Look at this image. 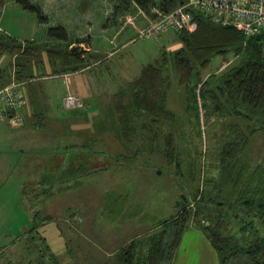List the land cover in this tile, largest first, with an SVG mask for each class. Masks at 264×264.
<instances>
[{
	"label": "rangeland",
	"instance_id": "obj_1",
	"mask_svg": "<svg viewBox=\"0 0 264 264\" xmlns=\"http://www.w3.org/2000/svg\"><path fill=\"white\" fill-rule=\"evenodd\" d=\"M31 2L38 4L47 16L45 24H39L35 15L24 11L14 1L6 0L5 6L0 7V32L21 41L55 43V40L48 38L47 30L64 25L70 39L89 38L90 47L97 51L93 52L97 57L92 58L98 61L84 73L87 76L92 74L96 99L91 97L82 109L70 111L76 114L86 112L94 125L81 119L80 124L88 123L87 130L91 133L80 129L70 130L65 137L66 144L93 145L96 153L92 155L93 158H77L82 156L79 153L84 149L78 145H68L65 149L63 145L57 150L48 151V147L43 151L45 154L62 155L63 161L56 165L54 161L43 162L42 158L32 161L25 151H21L30 143L21 133L27 127V122L24 120V127L0 123V264H53L52 255L61 264H103L124 244L145 235L177 211L176 203L184 193L183 186L189 187L193 182L189 177V167L193 162L197 166L193 171V178H197L195 184H201V179L216 174L211 170L214 166L212 151L215 145H220L224 140L221 136L226 124L217 122L214 116L206 117L199 100L201 84L198 83L195 92L198 97L200 138L194 104L187 103L188 91L178 85L177 78L172 76L167 107L176 117L174 127L177 135H174V139L177 158L172 160L174 163L165 160L159 149V140L152 143L144 136H138L133 143L124 147L118 135L116 119L112 117L106 121L107 108L118 89L137 77L144 65L154 63L163 49L172 52L180 48L173 46L176 41L172 33L148 39L137 38L138 33L126 25L114 39L123 25L122 21L114 19L115 8L111 6L114 0ZM152 12L159 13L157 9ZM129 15L135 18V13ZM129 39L133 40L122 46ZM77 47L84 50V47ZM2 59L4 62L0 68H5L7 76L4 79L8 78V82L4 83L0 78V83L5 84L0 88L15 81L12 58L5 56ZM30 60V64L34 63V60ZM236 62L237 59L230 55L215 56L203 69L201 77L205 79L220 73ZM223 64L226 66L221 68ZM36 72L34 69L33 73ZM77 77L70 74L66 77L47 75L26 82L25 88L27 83L28 86L34 84L35 92L48 95L57 114L63 117L68 114L62 106L67 82ZM110 122L115 123V130L110 129ZM98 123L103 130L100 133ZM198 151L204 154L199 164L194 154ZM250 155L254 165L264 162L263 133L255 135ZM26 160L35 168L27 165ZM175 162H178L177 166ZM50 163H53L52 170L47 168ZM30 170L33 172L32 182L28 183ZM38 178L45 179L31 190L34 180ZM46 188L48 191L42 190ZM49 202L50 208L45 209L43 204ZM36 211L40 218L37 225L32 226V216ZM46 216L51 219L46 220ZM201 237L209 244L202 234ZM198 238L189 228L177 249L176 254L180 252L182 258L190 256L188 264H192L193 255L203 256L204 246ZM192 240L197 243H192ZM212 252L216 257L213 249ZM199 264H212L210 256H205Z\"/></svg>",
	"mask_w": 264,
	"mask_h": 264
},
{
	"label": "trees",
	"instance_id": "obj_2",
	"mask_svg": "<svg viewBox=\"0 0 264 264\" xmlns=\"http://www.w3.org/2000/svg\"><path fill=\"white\" fill-rule=\"evenodd\" d=\"M12 1L35 15L39 24L47 22L41 8L30 0ZM117 1L114 19L117 11L128 10L134 4L150 20L157 15L152 11L168 13L188 0ZM188 11L195 23L193 30L163 32H171L180 48L172 52L163 49L154 63L144 65L137 77L122 85L106 107V121L112 117L116 119L124 147L138 136H144L152 143L159 140L161 148L158 144L157 148L167 163H174L172 160L177 158L176 117L167 107L171 78L175 76L178 85L188 91L187 103L194 104L201 138L195 92L200 83L199 100L204 114L226 124L221 136L224 140L212 151L214 166L211 170L216 174L195 184L197 178H193V171L197 166L193 162L189 167L193 182L189 187L182 185L184 193L176 203L177 211L145 235L124 244L103 264H173L182 237L189 228L199 231L207 239L218 264H264V162L254 165L250 155L255 135L264 134V33L259 40L255 36L246 38L234 27L214 22L204 12L194 8H188ZM47 36L55 43L21 41L0 32V59L12 58L14 80L22 82L24 87L32 79L77 73L98 61L92 58L95 55L83 51L78 56L70 49L72 43H89V38L70 42L61 25L50 27ZM218 55H230L237 62L220 73L202 78L203 69ZM30 59L34 63L30 64ZM31 67L37 72L33 73ZM5 76V68H0V78L7 83ZM82 104L80 109L84 107L83 101ZM98 127L103 131L99 123ZM114 127L115 123L110 122V129L115 130ZM194 154L199 164L204 154L200 151ZM39 218L38 211L34 212L32 226L37 225ZM51 258L53 264H61L55 256Z\"/></svg>",
	"mask_w": 264,
	"mask_h": 264
},
{
	"label": "crops",
	"instance_id": "obj_3",
	"mask_svg": "<svg viewBox=\"0 0 264 264\" xmlns=\"http://www.w3.org/2000/svg\"><path fill=\"white\" fill-rule=\"evenodd\" d=\"M31 2V0H30ZM34 5H37L38 7H40L38 4L31 2ZM6 4V0L2 1V4L0 7H4ZM118 5V1L114 0V3L111 4V6H113L114 8ZM41 8V7H40ZM42 10V9H41ZM135 13V18H131L129 14H134ZM117 18V21L120 22L122 21L123 25L120 28L119 31H117L116 35L113 37L114 39L117 38L125 29L126 25H129L133 32L136 33L138 32V30H140L141 28L145 27L148 22L149 19L148 17H146V15L144 13H142L140 11V9H138L134 4H131L128 10L125 11H117V14L115 16V19ZM136 20L138 21V23H136ZM109 24V22L106 24V26ZM62 26V25H61ZM63 27L66 29V27L63 25ZM67 31V30H66ZM68 34V33H67ZM9 35V34H8ZM126 36V35H125ZM69 37V35H68ZM83 37L80 38H76V39H82ZM70 42H74V40L70 39ZM133 39H129V41L125 42L122 46H125L126 44L130 43ZM80 46V47H84V52L86 54H94L93 52H97V51H93V49L90 47L89 43H79V44H75L72 43L71 46ZM178 46L180 47V44L176 43L173 46ZM70 46V48H71ZM171 46V47H173ZM97 56V55H95ZM3 58V57H2ZM0 59V67L4 62V59ZM92 66V65H91ZM88 67V69H84L82 71H79L77 73H73L70 75H78L77 79L75 80H69L67 82L68 84V88H67V92L76 94L77 96H79L83 102H84V106H86V104L88 103L89 99L91 97H93L94 99H96V87L93 86V82H92V78L91 75L92 74H88L89 76L85 75L84 73L86 71H88L90 68ZM69 75V74H68ZM66 77V75H64ZM52 77V76H50ZM58 77V76H56ZM60 77V76H59ZM31 82V81H30ZM29 82V83H30ZM34 85V84H33ZM33 85H29L27 83L26 86V97H27V105L21 110V115L23 117V119L27 122V127L24 128L22 130V134L23 137L27 139V142H30L28 145L24 146V148L21 151H25V153H27V155L30 156V159L33 161L36 158H42L43 162H49V161H54V165H56V163L63 161L62 159V155H57L55 156L54 154H50V153H43L44 150H47L48 147V151H53V150H57L60 149L61 146L68 148V145L70 146H76L78 144H70L67 142H65V137L67 135V132L70 130H76L78 131V129L83 130L84 132H88V134L91 133V131L87 130L88 128V123L85 124H80L81 119H84L88 122H90L91 126L94 125L93 120H91V117L88 118L86 115V112H80L81 114H76V113H72L68 110V114H66L65 116L61 117V115L57 114V110L55 109V106L52 103L51 98L48 95L45 94H41L39 95L37 92H35V87ZM73 89V91L71 90ZM70 90V91H69ZM70 112V113H69ZM73 112H76V110ZM83 113V114H82ZM38 118H40V120H38ZM24 121V122H25ZM96 123V121H95ZM23 124H21L20 126L17 127H24ZM99 128V127H98ZM99 130V129H98ZM101 132V130H99V133ZM87 135V134H86ZM85 139V138H83ZM88 139V138H86ZM91 140H93L92 138H90ZM57 142V143H56ZM84 142V140H83ZM56 143V145H54ZM79 147H81L82 149H84V152L79 153L82 154V156H77V158H83L86 159L88 158H93L92 155L94 153H96L94 151V146L93 145H84V143L82 145H78ZM85 153V154H84ZM91 156V157H90ZM27 163V165H29L30 167H34L35 165H32L30 163L29 160L25 161ZM25 163V165H26ZM53 163H50V166H48L47 168L52 170L51 166ZM26 165V166H27ZM32 171L30 170L28 173L29 176V180L27 181L28 183L32 182ZM36 175V172H35ZM50 176H48L49 178ZM45 178H38L37 181L34 180V186H31V190L32 189H36V184L43 182L42 180H44ZM25 188L23 187V193ZM42 190H46L48 191V188L46 189H42ZM45 206V209H48V207L50 208L51 204L50 202L47 204H43ZM193 232L195 233V235H197L198 241L201 242L204 246V250H203V256L199 257L196 255H193V262L192 264H199L201 262L202 259H204L205 256L209 255L210 256V261L212 262V264H218V262H216V257H214V254L212 252V248L210 247V245L205 242V240L201 237V233L199 231L193 230ZM183 240V237H182ZM182 240L180 242V246L182 243ZM192 243H197L195 241L192 240ZM190 256H187L185 259L181 257L180 252L177 253L175 255V259L173 264H188V260H189Z\"/></svg>",
	"mask_w": 264,
	"mask_h": 264
},
{
	"label": "built area",
	"instance_id": "obj_4",
	"mask_svg": "<svg viewBox=\"0 0 264 264\" xmlns=\"http://www.w3.org/2000/svg\"><path fill=\"white\" fill-rule=\"evenodd\" d=\"M188 8L208 14L218 24L234 27L246 38L264 33V0H188L168 13L159 12L154 19L149 20L147 27L138 30L137 38L157 37L168 30H193L195 23ZM225 66L223 64L221 68ZM26 105L22 82L15 80L0 88V123L20 126L23 122L20 112ZM82 105L80 98L70 92L63 97L62 106L65 110L80 109Z\"/></svg>",
	"mask_w": 264,
	"mask_h": 264
},
{
	"label": "water",
	"instance_id": "obj_5",
	"mask_svg": "<svg viewBox=\"0 0 264 264\" xmlns=\"http://www.w3.org/2000/svg\"><path fill=\"white\" fill-rule=\"evenodd\" d=\"M260 35H256L255 38L256 40L260 39ZM73 52L77 53L78 56H80L83 53V49L78 48L77 46L73 45L70 48Z\"/></svg>",
	"mask_w": 264,
	"mask_h": 264
}]
</instances>
